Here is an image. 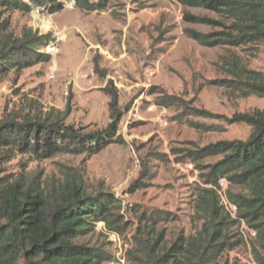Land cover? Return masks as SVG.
Returning a JSON list of instances; mask_svg holds the SVG:
<instances>
[{
	"label": "rangeland",
	"instance_id": "rangeland-1",
	"mask_svg": "<svg viewBox=\"0 0 264 264\" xmlns=\"http://www.w3.org/2000/svg\"><path fill=\"white\" fill-rule=\"evenodd\" d=\"M57 4L59 11H52L47 2L44 8L30 6L29 12L3 16L13 37L25 32L49 34L39 52L49 54L51 60L35 59L27 69L0 81V121L38 111L52 118L65 116L66 125L82 132H99L110 123L109 98L104 93L110 83L122 112L116 134L119 143L94 156L59 155L44 161L16 156L3 161L0 178H60L63 172L75 171L88 188L113 194L127 219L134 218L132 208L166 211L171 215L166 226L170 237L179 230L190 233L191 195L199 184V172L194 165L189 167L184 151L222 141H246L251 129L229 125L227 120L235 114L264 111V97L239 99L209 82L227 78L218 64L230 54L249 69L264 73V43L237 49L200 46L184 35V29L213 30L184 23L183 8L176 0L113 1L99 13H84L70 0H57ZM187 13L217 20L201 9ZM167 96L178 105L159 106ZM187 108L205 112L206 118L187 116ZM192 123L213 131L198 130ZM134 183V192L129 193ZM100 224L86 241L111 256L105 264H124L131 232L111 242ZM229 255L240 264H254L248 248Z\"/></svg>",
	"mask_w": 264,
	"mask_h": 264
},
{
	"label": "trees",
	"instance_id": "trees-1",
	"mask_svg": "<svg viewBox=\"0 0 264 264\" xmlns=\"http://www.w3.org/2000/svg\"><path fill=\"white\" fill-rule=\"evenodd\" d=\"M70 1L84 13H99L108 10L113 1L122 0ZM176 1L183 8L184 23L213 30L184 29V35L200 46L237 49L264 43V0ZM47 2L52 11H59L57 0H0V81L11 72L27 69L35 59L51 60L49 54L39 52L50 40L49 34L25 32L13 37L8 20L3 19L8 12H29L30 6L44 8ZM188 9L210 12L217 20L190 15ZM218 69L227 78L209 85L224 88L239 99L264 97V73L249 69L237 55L222 56ZM109 85L104 93L109 98L110 123L99 132H82L66 125L65 116L52 118L38 111L0 121V167L16 156L37 161L59 155L94 156L119 143L116 134L122 112L118 93ZM175 104L167 96L158 105L169 108ZM186 114L195 118L207 115L190 108ZM227 123L249 127L247 140L211 143L183 153L199 172V184L191 195L190 233L179 230L170 237L166 226L171 215L166 211L132 208L134 218L127 219L113 194L100 187L88 188L75 171L63 172L60 178L5 176L0 178V264L109 263L111 256L102 247L86 241L100 223L108 234L122 237L131 232L124 264H240L229 254L244 248L250 250L254 264H264V111L235 114ZM211 159L217 160L203 164ZM221 180L227 183L224 193L235 208L234 217L220 202ZM135 184L129 193L134 192Z\"/></svg>",
	"mask_w": 264,
	"mask_h": 264
},
{
	"label": "built area",
	"instance_id": "built-area-1",
	"mask_svg": "<svg viewBox=\"0 0 264 264\" xmlns=\"http://www.w3.org/2000/svg\"><path fill=\"white\" fill-rule=\"evenodd\" d=\"M179 18L182 19L181 16ZM187 164L189 165V167L193 168V164L191 162L187 163ZM219 185L221 188L220 192L218 193V195L220 197V202L225 207L226 210L230 211L231 216L234 217L235 216V208L231 204L228 203V201L226 200V197H225V193H224L226 186H227V183L224 180H221ZM100 225H102V227H103V224H100ZM104 233L107 234L106 232H104ZM250 233L252 236L254 235L252 232H250ZM107 235L109 238L111 237V240L109 239L111 242H119L120 237L118 235H116V234H107Z\"/></svg>",
	"mask_w": 264,
	"mask_h": 264
}]
</instances>
